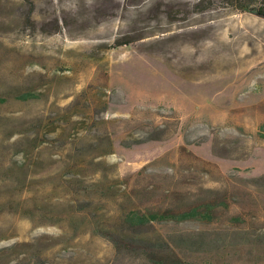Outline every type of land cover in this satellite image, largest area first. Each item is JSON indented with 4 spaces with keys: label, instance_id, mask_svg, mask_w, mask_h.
I'll return each instance as SVG.
<instances>
[{
    "label": "rangeland",
    "instance_id": "rangeland-1",
    "mask_svg": "<svg viewBox=\"0 0 264 264\" xmlns=\"http://www.w3.org/2000/svg\"><path fill=\"white\" fill-rule=\"evenodd\" d=\"M204 200L212 220L123 222ZM131 231L173 264H264V18L0 0V264H149L111 239Z\"/></svg>",
    "mask_w": 264,
    "mask_h": 264
},
{
    "label": "trees",
    "instance_id": "trees-1",
    "mask_svg": "<svg viewBox=\"0 0 264 264\" xmlns=\"http://www.w3.org/2000/svg\"><path fill=\"white\" fill-rule=\"evenodd\" d=\"M229 3L235 9L241 11H248L257 16L264 18V0H223ZM23 99H29L33 97L31 93L23 94ZM217 204L213 200H204L193 206H190L183 210H175L167 208L163 211H152L148 213H141L137 211H131L126 218L123 220L124 224L128 228L134 229L139 226H144L149 224L151 221H162V220H177L184 221L190 219H203V220H212L214 216L215 209ZM119 234V233H117ZM116 234V235H117ZM124 242L121 243L117 240L116 237H113V242L116 246L122 247L123 245L128 244H139L145 250H152V254L149 255V264H173V262L178 261L182 263V260L174 254V259L165 255V252L171 249V244L169 241L162 239L161 241H153L151 239L146 240L143 238H138L135 235L134 231H131L126 234L124 237ZM143 242V243H139Z\"/></svg>",
    "mask_w": 264,
    "mask_h": 264
}]
</instances>
